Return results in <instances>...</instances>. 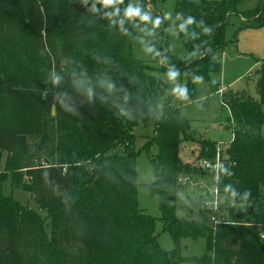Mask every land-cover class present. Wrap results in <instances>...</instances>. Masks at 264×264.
<instances>
[{
    "label": "trees",
    "instance_id": "16d2710c",
    "mask_svg": "<svg viewBox=\"0 0 264 264\" xmlns=\"http://www.w3.org/2000/svg\"><path fill=\"white\" fill-rule=\"evenodd\" d=\"M239 1L176 0L173 21L187 54L171 52L162 27L158 55L161 69L187 72L178 97L193 98L199 76L211 92L219 90L208 80L221 70L211 53L234 45L224 39L231 15L241 16L244 27L264 26V0L246 13L236 10ZM147 2L154 6V0L137 7L128 0L108 6L99 0H0V264H179L185 237L206 241L203 253L186 258L193 264H264V59L258 100L231 89L220 96L232 139L219 151L225 159L215 189L238 211L223 219L217 208L219 222L212 226L211 209L202 205L177 217L178 176H214L179 158L182 143H197L202 159L214 160L217 149L191 130L170 98L145 146L158 149L149 156L154 179L148 188L173 251L159 247L155 219L138 208L132 130L165 92L152 67L131 52L145 21L126 12L143 15ZM188 17L192 24L181 29ZM6 183L10 191H26L34 208L6 194Z\"/></svg>",
    "mask_w": 264,
    "mask_h": 264
},
{
    "label": "rangeland",
    "instance_id": "374dc122",
    "mask_svg": "<svg viewBox=\"0 0 264 264\" xmlns=\"http://www.w3.org/2000/svg\"><path fill=\"white\" fill-rule=\"evenodd\" d=\"M140 1L128 0L132 7H137ZM257 3L258 0H240L236 4V10L240 13H246L253 10ZM175 4L176 0H154V6L147 2L143 6V15L147 14L149 20L144 22L142 30L131 41L132 55L138 60L148 63L152 67L150 73L160 78L165 84V92L149 109L146 118L137 120L132 132L135 136L134 150L137 151L135 159L137 205L142 212L155 219L154 233L156 234L157 244L168 252L174 250V243L169 233L162 228V222L159 219L158 199L148 188L154 179L149 156L155 155L158 149L155 144L145 146L146 141L148 142V138L152 135L156 122L160 118L162 104L170 98L171 103L179 107L182 116L188 120L191 130L197 136L215 142L216 149L223 152L232 139V132L230 120L228 119L230 114L228 109L222 106L220 96L226 92L225 89H231L237 92H245L253 99L258 100L259 96L256 90L258 61L264 59V26L258 28L244 27L242 26L243 18L233 14L224 27V39L226 42L235 40L234 45H228L211 53V60L219 63L221 70L209 73L208 80L212 83H219L222 91L219 89L217 92H211L207 79L199 76L193 79L194 97L188 95L178 97V89L184 87L188 81L187 72L185 69H161L162 62L159 61L158 55L162 46L160 36L162 27L165 30V41L171 52L176 57H183L187 54L176 34L173 21ZM155 10H159L157 19L160 21L159 25L156 26L152 23L153 20H156L157 11ZM171 73H175V76H172ZM261 133L264 137V125L261 127ZM198 150L197 143L183 142L179 151V158L183 162L198 166L199 160L202 159L198 156ZM223 159L225 157H221V161ZM215 180L208 173L202 176L179 175L177 178L179 189L175 201L177 217H188L191 211L202 205L201 202L205 197L211 199L214 195ZM1 188L6 194L11 193L13 198L20 203L34 208V204L26 191L17 189L10 191L7 183ZM214 197L218 201L219 212L217 214L223 215V219L226 218L227 213L238 211L237 207L232 209L228 205V203H231L230 196L219 197L215 195ZM38 212L41 217L45 215L44 211L38 210ZM48 222V219L44 220L45 225H48ZM210 225L212 226L213 223ZM205 246L206 241L203 237L195 239L181 238L179 250L183 260L179 264H193L186 258L199 256L205 250ZM63 251L67 252V249L64 248Z\"/></svg>",
    "mask_w": 264,
    "mask_h": 264
},
{
    "label": "built area",
    "instance_id": "2783aa9c",
    "mask_svg": "<svg viewBox=\"0 0 264 264\" xmlns=\"http://www.w3.org/2000/svg\"><path fill=\"white\" fill-rule=\"evenodd\" d=\"M198 166L203 168V169L212 170L214 172L213 177L216 179L219 168L221 166V156L219 154V150L216 151L214 160L203 158V159L199 160ZM215 195L217 196L216 189H214V195L212 196L211 199H208L207 197H205L204 200H202V206L205 208L211 209L212 213H211L210 219H211V222L213 224H216L219 222V220L217 219L216 214H215L217 211V208H218V206H217L218 201L214 197Z\"/></svg>",
    "mask_w": 264,
    "mask_h": 264
},
{
    "label": "clouds",
    "instance_id": "9594fccd",
    "mask_svg": "<svg viewBox=\"0 0 264 264\" xmlns=\"http://www.w3.org/2000/svg\"><path fill=\"white\" fill-rule=\"evenodd\" d=\"M99 2L104 5V6H108L111 5L113 3V0H99ZM126 15H136L139 16L141 20L143 21H148L149 20V16L147 14L141 15L139 9H130L126 12ZM193 22V18L192 17H188L183 24L180 25L181 29L184 28L185 24H192ZM153 25H159L160 21L159 19L153 20L152 21ZM204 32H210L211 28L209 27H204L203 29ZM172 76H175V73H171Z\"/></svg>",
    "mask_w": 264,
    "mask_h": 264
},
{
    "label": "water",
    "instance_id": "95a60500",
    "mask_svg": "<svg viewBox=\"0 0 264 264\" xmlns=\"http://www.w3.org/2000/svg\"><path fill=\"white\" fill-rule=\"evenodd\" d=\"M53 111H54V108H53V106L51 107V112H52V114H53Z\"/></svg>",
    "mask_w": 264,
    "mask_h": 264
},
{
    "label": "crops",
    "instance_id": "0c3cea01",
    "mask_svg": "<svg viewBox=\"0 0 264 264\" xmlns=\"http://www.w3.org/2000/svg\"><path fill=\"white\" fill-rule=\"evenodd\" d=\"M258 63H259V61H258ZM258 66H259V64H258ZM219 89H220V91H222V88L221 87H219Z\"/></svg>",
    "mask_w": 264,
    "mask_h": 264
}]
</instances>
